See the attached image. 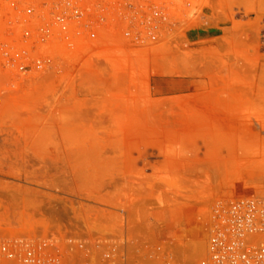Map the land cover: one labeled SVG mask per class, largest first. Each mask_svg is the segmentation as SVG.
Segmentation results:
<instances>
[{"label":"rangeland","instance_id":"rangeland-1","mask_svg":"<svg viewBox=\"0 0 264 264\" xmlns=\"http://www.w3.org/2000/svg\"><path fill=\"white\" fill-rule=\"evenodd\" d=\"M88 26L27 54L0 36V223L74 198L123 211L151 264H199L216 205L264 199V0L111 5Z\"/></svg>","mask_w":264,"mask_h":264},{"label":"built area","instance_id":"built-area-1","mask_svg":"<svg viewBox=\"0 0 264 264\" xmlns=\"http://www.w3.org/2000/svg\"><path fill=\"white\" fill-rule=\"evenodd\" d=\"M156 0H1L2 37H12L4 54L35 52L32 44L82 35L106 7H138ZM91 36H94L93 34ZM23 39L19 46L15 40ZM34 40V42H30ZM37 209L28 224L0 223V264H151L144 240L132 234L128 218L102 219L81 209L77 199L62 202L58 217ZM85 211V212H84ZM33 213V212H32ZM37 213V214H36ZM172 257L170 256L169 259ZM199 264H264V199L238 198L218 204L210 216L205 255Z\"/></svg>","mask_w":264,"mask_h":264}]
</instances>
